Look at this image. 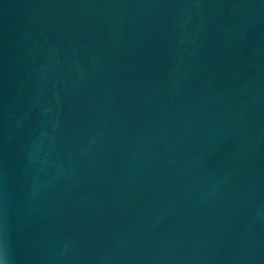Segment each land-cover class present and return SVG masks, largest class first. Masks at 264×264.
<instances>
[{"label":"water","instance_id":"95a60500","mask_svg":"<svg viewBox=\"0 0 264 264\" xmlns=\"http://www.w3.org/2000/svg\"><path fill=\"white\" fill-rule=\"evenodd\" d=\"M0 264H264V0H0Z\"/></svg>","mask_w":264,"mask_h":264}]
</instances>
